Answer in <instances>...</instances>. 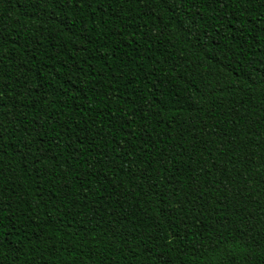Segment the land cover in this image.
<instances>
[{
  "label": "trees",
  "instance_id": "1",
  "mask_svg": "<svg viewBox=\"0 0 264 264\" xmlns=\"http://www.w3.org/2000/svg\"><path fill=\"white\" fill-rule=\"evenodd\" d=\"M0 264H264V0H0Z\"/></svg>",
  "mask_w": 264,
  "mask_h": 264
}]
</instances>
